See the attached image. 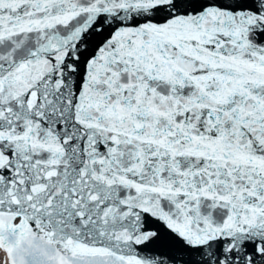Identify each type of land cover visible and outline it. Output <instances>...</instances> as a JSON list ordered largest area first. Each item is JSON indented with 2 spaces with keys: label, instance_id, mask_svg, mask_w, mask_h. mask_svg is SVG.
Wrapping results in <instances>:
<instances>
[{
  "label": "snow or ice",
  "instance_id": "obj_1",
  "mask_svg": "<svg viewBox=\"0 0 264 264\" xmlns=\"http://www.w3.org/2000/svg\"><path fill=\"white\" fill-rule=\"evenodd\" d=\"M0 264H264V0H0Z\"/></svg>",
  "mask_w": 264,
  "mask_h": 264
}]
</instances>
